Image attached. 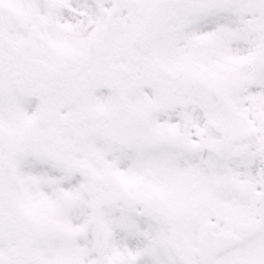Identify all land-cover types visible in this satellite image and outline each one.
Segmentation results:
<instances>
[{"label":"snow or ice","instance_id":"snow-or-ice-1","mask_svg":"<svg viewBox=\"0 0 264 264\" xmlns=\"http://www.w3.org/2000/svg\"><path fill=\"white\" fill-rule=\"evenodd\" d=\"M0 264H264V0H0Z\"/></svg>","mask_w":264,"mask_h":264}]
</instances>
